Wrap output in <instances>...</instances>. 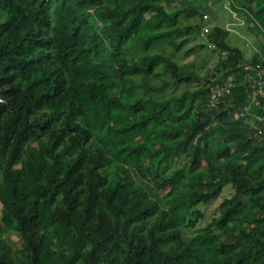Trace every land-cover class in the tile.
Here are the masks:
<instances>
[{"label": "trees", "instance_id": "trees-1", "mask_svg": "<svg viewBox=\"0 0 264 264\" xmlns=\"http://www.w3.org/2000/svg\"><path fill=\"white\" fill-rule=\"evenodd\" d=\"M230 1L264 39V0ZM203 17L188 0H0V264H264V45L247 62L214 27L222 75L202 84L165 52Z\"/></svg>", "mask_w": 264, "mask_h": 264}, {"label": "rangeland", "instance_id": "rangeland-1", "mask_svg": "<svg viewBox=\"0 0 264 264\" xmlns=\"http://www.w3.org/2000/svg\"><path fill=\"white\" fill-rule=\"evenodd\" d=\"M188 1L201 9L204 16H209L208 20H203L202 22L204 27L206 26L211 30L216 26H221L229 31L228 42L244 52L247 62H249V59H252L254 52L260 49L259 46L264 45V39L256 33L254 25L252 23L248 24L243 15H238L231 9L230 0ZM207 42V36L199 33L190 37L188 43L179 53L171 51L170 48H167L165 53L177 59L188 72L196 73L203 84L213 77V79H217L222 75L221 70L217 66L216 53L207 46ZM189 51L190 53H188ZM185 87L194 88V85H186ZM253 121H255L254 117L252 118ZM233 193L232 185L228 184L224 187L219 199L207 205L199 206L198 208L203 214V219L198 220L192 227H183L184 238L190 240L199 231L206 228L212 219L219 217L221 203L225 199L230 198ZM4 237L15 252L22 248V239L18 232L10 230Z\"/></svg>", "mask_w": 264, "mask_h": 264}, {"label": "built area", "instance_id": "built-area-1", "mask_svg": "<svg viewBox=\"0 0 264 264\" xmlns=\"http://www.w3.org/2000/svg\"><path fill=\"white\" fill-rule=\"evenodd\" d=\"M209 16L205 15L203 17V20H208ZM210 32V29L208 27L203 28V36H206ZM211 48H213V45H210ZM255 74L250 76V79H252V92H251V97H252V106L254 105L256 108H259L261 106V103L259 99L261 97H264V67L258 66L255 69ZM233 87L232 84L229 86L223 87V88H218L215 91H213V94L211 95V104L212 106L216 107L220 99H222L226 95H230L231 93V88ZM264 108V107H263ZM261 118L264 120L263 117H257V119ZM259 134L261 136H264V132L260 131Z\"/></svg>", "mask_w": 264, "mask_h": 264}]
</instances>
